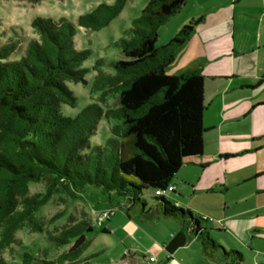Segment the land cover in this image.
<instances>
[{
    "label": "trees",
    "instance_id": "1",
    "mask_svg": "<svg viewBox=\"0 0 264 264\" xmlns=\"http://www.w3.org/2000/svg\"><path fill=\"white\" fill-rule=\"evenodd\" d=\"M125 2H100L79 14L75 23L66 17L36 16L30 25L37 37L23 48L20 40L3 39L0 32V251L19 244L15 233L25 226L42 232L43 223L35 214L53 194L76 198L94 186L122 196L127 217L134 209L143 220L177 222L179 229L162 245L167 256L195 240L206 258L219 253L223 264H247L240 251L226 250L210 235L220 230L205 227L203 216L153 193L170 185L186 160L202 154L200 67L165 71L202 17L181 25L164 44H155L158 28L186 0H147L112 43L122 58L95 60L91 89L99 93V101L114 95L113 108L88 103L73 116L61 111L62 104L76 105L67 82L78 83L88 72L82 63L90 50L75 47L76 25L98 30ZM102 117L114 121L110 136L103 144L91 145ZM39 182L44 190L29 193L28 185ZM144 190L152 191L153 205L147 206ZM91 229L89 220L75 221L68 215L56 233H47L48 245L24 250L19 264H78L88 245L85 233ZM62 246L66 250L52 254Z\"/></svg>",
    "mask_w": 264,
    "mask_h": 264
},
{
    "label": "rangeland",
    "instance_id": "2",
    "mask_svg": "<svg viewBox=\"0 0 264 264\" xmlns=\"http://www.w3.org/2000/svg\"><path fill=\"white\" fill-rule=\"evenodd\" d=\"M113 0H41L35 3L26 0H0V32H2L3 39L20 40V48L25 46V43L30 38H36L37 34L30 25L31 20L36 16L51 17L57 19L59 17H66L73 23L79 14L90 11L100 2L111 3ZM195 0L187 1V9L192 7ZM218 0H198V16L200 6L207 4H214ZM147 0H126L124 7L120 13L113 18L106 26L98 30H90L76 25V32L74 35V44L78 49L88 48L90 54L86 60L83 61L82 66L88 68V72L83 76V80L78 83L67 82L68 88L76 97V105L70 107L66 104L61 105V111L64 115H75L81 108L88 103H97L103 109H111L116 105V97L108 95L103 101H99V93L91 89L92 78L95 71L92 70V65L98 58L104 59H120L122 58L120 50L112 43L115 42L123 34V30L129 26L131 18L139 14L142 6ZM201 4V5H200ZM238 7V6H237ZM250 12V10L248 11ZM251 12H255L252 10ZM238 15V14H237ZM239 16V24H241L243 31L241 33V40L246 46L245 54L236 57L231 62L237 70L244 74L252 72V65L255 63L264 64V41L258 43L254 35H247L245 30L258 29V22L246 15V11H241ZM172 22H166L158 28V35L155 44L157 46L164 44L171 37L170 29ZM233 29L229 33V39L233 38ZM236 36V35H235ZM230 62L225 60L218 63L216 71H222L221 68L228 67ZM208 70H213L211 64ZM105 69V68H104ZM170 66L165 68L166 73L170 71ZM204 72H206L204 70ZM169 74V73H168ZM173 74V73H171ZM221 81L211 82L207 91L215 87H219ZM207 92L204 94L203 106L205 115L204 124L208 123V117L212 115L216 108L220 107L219 101L213 102L209 100ZM234 96L233 92H229L227 97ZM242 102V101H241ZM240 102V103H241ZM238 103V104H240ZM237 104V105H238ZM236 105V106H237ZM234 106V108L236 107ZM262 111L264 108L254 110L252 113ZM261 118V114H254ZM264 116V115H263ZM114 123L113 120H107L102 117L96 127L95 133L90 137V144H103L105 139L110 136L109 127ZM240 123L234 122L231 125L223 126L221 132L219 127L214 130L206 131L203 136L205 141L203 154L210 158V152L214 151V146L217 140H221L224 146L238 147L248 144V141L233 140L226 138V134H231L240 131ZM259 120L253 119V127L259 126ZM220 124H217L218 126ZM250 126V125H249ZM229 132V133H227ZM228 136V137H230ZM221 137V139H220ZM209 139V140H208ZM205 152V153H204ZM224 154V153H222ZM221 154V155H222ZM235 165L239 161L240 168L246 163L244 158H235ZM227 161V163H229ZM217 167L216 161H211L209 167L203 170L208 173L210 170ZM201 174L199 166L186 164L182 165L175 177L172 178L171 183H175L174 193L164 192L163 197L170 201L174 206L181 208H188L194 215L203 216L206 221L203 222L205 227L215 229L212 226L217 217L216 210L220 209L223 200L232 201L236 193L241 191L238 188L229 187L227 191L211 190L205 191L195 186L196 177ZM227 175V173H226ZM232 175H228L231 177ZM221 178V176H220ZM185 180L191 181L184 185ZM260 178L258 179V181ZM247 184L244 185L248 187ZM44 184L30 183L28 185L29 193L42 192ZM143 199L147 206L153 205L152 191L144 190ZM182 204V205H179ZM126 201L122 196L113 192L105 193L94 186H87L78 193L76 198L67 196L63 192H57L42 205L36 212V218L43 223L42 232L32 231L27 226L17 230L15 233L16 241L19 244H12V246L0 251V264H19L21 253L26 249L33 251L46 247L47 233H56V231L66 223L68 215L72 219L78 221L80 219L89 220L92 224V229L85 233L88 245L83 250L78 264H153L147 261L149 256H154L157 260H166L165 252L161 249L163 242H166L171 232L178 229V223L170 218H159L156 221L143 220L138 216V211L132 210L131 216L127 217L125 214ZM234 205H231L233 207ZM114 208V213L102 221H98L97 215L107 208ZM219 207V208H218ZM61 215L60 217H54ZM105 231H102V229ZM212 237L222 239L221 234L215 231H210ZM166 238V239H165ZM197 241H193V244ZM256 250L249 251L243 246L238 245L234 248L240 251L243 258L250 264H255V255H258V263L264 264V241L255 238L253 240ZM226 250L229 247L226 243L221 244ZM67 246L58 247L53 250L52 254L60 253L66 250ZM193 247L191 246V249ZM130 254H129V253ZM165 264V263H164ZM167 264V263H166Z\"/></svg>",
    "mask_w": 264,
    "mask_h": 264
},
{
    "label": "crops",
    "instance_id": "3",
    "mask_svg": "<svg viewBox=\"0 0 264 264\" xmlns=\"http://www.w3.org/2000/svg\"><path fill=\"white\" fill-rule=\"evenodd\" d=\"M187 1L176 14L166 21L172 22L169 34L171 37L181 25L190 19L199 17L198 0H195L189 9H187ZM249 10L250 12H248ZM252 10L255 12H251ZM241 11H246V15L256 19L259 24L258 29L245 30L244 32L247 35H254L257 43L264 41V0H218L214 4H202L199 10L202 20L195 26L188 39L176 53L174 60L168 65L171 68L168 73L175 74L186 68L200 67L204 76L203 99L207 92L210 93L209 100L212 103L217 101L220 103V107L216 108L214 113L208 117L207 124H204L203 110L202 125L205 129L203 134L216 127H219L221 132L223 126L241 122L240 131L232 136L226 134V138L248 141V144L238 148L237 146H224L220 142L221 140H217L214 151L209 153L211 158L209 159L203 154V143L202 154L189 158L182 165L199 166L201 174L196 177L195 186L200 189H205V191L217 189L225 192L229 187H232L241 190L235 194L232 201L223 200L220 209L216 210V207L213 209L217 217L212 226L220 230L216 233L221 234L222 239L213 238L220 245L226 243L229 249L237 248L240 245L249 251H254L256 246L253 240L258 238L264 241V113L263 115L262 111L252 113L254 110L264 108V64H253L250 74L242 73L231 64L236 57L245 54L247 49L240 36L243 28L238 23V15L241 14ZM231 28L234 36L229 39ZM225 60L230 62L228 67L221 68L220 72L216 71L218 69L216 65ZM209 64L212 65L213 70H208ZM260 80L261 82H259ZM217 81H221L219 87L215 85L214 88L207 91L209 85L206 84ZM230 91L234 93V96L227 97ZM234 106L236 107L234 108ZM254 114H261L262 117L259 118ZM254 118L260 122L257 127L252 125ZM217 124L220 125L216 126ZM235 158H244L245 165L240 168L239 161L235 165ZM229 160L230 162L227 163ZM211 161H216L217 167L206 173L203 169L209 167ZM229 174L232 176L228 177V180ZM182 183L187 185L192 182L184 180ZM247 184L251 185L245 187L244 185ZM170 185L175 187L173 182H170ZM174 190L175 188L170 192L174 193ZM231 205L234 206L231 207ZM178 229L171 232L170 235ZM193 241L178 247L170 256L165 253L166 260L164 262L163 259L158 261L163 264H223L219 253L213 258H206L201 254L199 242L193 244ZM161 249H163L162 246ZM257 257L258 255H255V264L259 261ZM245 262L250 264L247 260Z\"/></svg>",
    "mask_w": 264,
    "mask_h": 264
},
{
    "label": "built area",
    "instance_id": "4",
    "mask_svg": "<svg viewBox=\"0 0 264 264\" xmlns=\"http://www.w3.org/2000/svg\"><path fill=\"white\" fill-rule=\"evenodd\" d=\"M172 185L166 186L164 189L157 188L153 191L154 195H163L164 192H170L173 191L174 187L172 188ZM114 213V208H107L100 212V214L97 215L98 221H102L104 219H108L112 214ZM148 262H151L153 264H163V262L158 261L154 256H149L147 258Z\"/></svg>",
    "mask_w": 264,
    "mask_h": 264
}]
</instances>
